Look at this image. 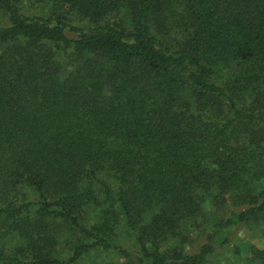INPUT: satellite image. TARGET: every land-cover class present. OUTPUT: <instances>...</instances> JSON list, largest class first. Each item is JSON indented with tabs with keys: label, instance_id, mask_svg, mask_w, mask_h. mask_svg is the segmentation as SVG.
<instances>
[{
	"label": "trees",
	"instance_id": "16d2710c",
	"mask_svg": "<svg viewBox=\"0 0 264 264\" xmlns=\"http://www.w3.org/2000/svg\"><path fill=\"white\" fill-rule=\"evenodd\" d=\"M26 2L0 0V264H206L264 228V0Z\"/></svg>",
	"mask_w": 264,
	"mask_h": 264
},
{
	"label": "rangeland",
	"instance_id": "374dc122",
	"mask_svg": "<svg viewBox=\"0 0 264 264\" xmlns=\"http://www.w3.org/2000/svg\"><path fill=\"white\" fill-rule=\"evenodd\" d=\"M41 4V3H40ZM37 0H27L25 13L41 14L42 5ZM75 23H79L75 21ZM7 24L5 14L0 10V25ZM28 199L34 200L35 197L31 192H27ZM204 213L208 216L224 217L232 210H239L233 203L231 194H223L218 200H206L203 204ZM196 235V234H195ZM121 245L130 251H136V245L132 236H121ZM252 247L264 248V228L259 223L249 222L239 225L232 237L231 242L220 250L216 251L209 257L206 264H246L251 256ZM68 251V247L64 248V254ZM74 264H138L128 257L118 254L112 250L91 251L83 256Z\"/></svg>",
	"mask_w": 264,
	"mask_h": 264
}]
</instances>
